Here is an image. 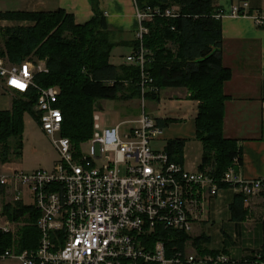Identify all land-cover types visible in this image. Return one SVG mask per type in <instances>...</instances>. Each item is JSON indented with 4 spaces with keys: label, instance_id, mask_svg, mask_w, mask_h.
I'll use <instances>...</instances> for the list:
<instances>
[{
    "label": "built area",
    "instance_id": "2783aa9c",
    "mask_svg": "<svg viewBox=\"0 0 264 264\" xmlns=\"http://www.w3.org/2000/svg\"><path fill=\"white\" fill-rule=\"evenodd\" d=\"M134 3L140 44L126 59L139 66L144 93L153 82L146 68L150 54L144 45L149 32L146 23L157 16H178L179 8L163 11L160 7H141L137 0ZM231 13L244 15L238 6ZM222 16L220 11L217 17ZM254 19L257 25H264V12ZM47 72L46 59H26L16 64L0 56L3 87L21 93L30 89L37 92L38 120L59 155L51 170L24 171L12 161H0V233L11 236L10 246L0 252V258H16L20 264L231 262L223 252L200 253L193 239H188L183 248H168L163 238L150 240L158 231L191 236L195 223L206 219L209 200L222 189L211 169L188 170L182 162L172 160L167 146H154L164 127L145 106L138 118L102 131L96 122L99 115L94 114L92 137L79 145L74 143L62 133L64 114L58 105L61 89L35 81L38 73ZM124 124L132 125L123 130ZM241 167L236 157L220 181L244 194L248 201L264 193V177L248 179ZM33 215L34 221L23 224V217L26 222ZM30 224L39 230L38 245L22 249L21 227ZM258 263L264 264L260 256L248 262Z\"/></svg>",
    "mask_w": 264,
    "mask_h": 264
},
{
    "label": "trees",
    "instance_id": "16d2710c",
    "mask_svg": "<svg viewBox=\"0 0 264 264\" xmlns=\"http://www.w3.org/2000/svg\"><path fill=\"white\" fill-rule=\"evenodd\" d=\"M137 2L141 7H160L163 11L172 6L179 8L178 16H157L146 23L149 32L144 36V45L150 52L146 68L153 82L144 93L139 66L126 58L120 64L111 59L113 49L127 43L117 40L116 33L110 30L100 0H92L94 15L84 24L76 23L74 15L64 9L0 11V22L29 23L0 28V40H4L0 56L6 55L16 64L31 56L47 59L49 72L38 73L35 81L44 87L55 85L61 89L58 105L64 114L62 133L76 144L92 137L95 107H101L98 101L157 99L163 88H187L190 97L199 102L196 136L203 144L200 168H210L219 186L228 188L229 185L220 179L236 157L242 164V155L237 141L224 136L225 103L229 98L224 93V85L232 78V70L223 63L222 22L217 17L220 10L214 6L213 0ZM139 44L137 39L131 43L134 51ZM36 103L37 92L30 89L12 97L11 109L0 111V160L5 162L21 155L24 115L30 112L38 119ZM157 120L162 127L168 122L166 119ZM184 148L185 140L174 139L168 141L166 150L172 160L181 163ZM246 200L242 193L234 195L229 207L232 221H245ZM31 220H35V215ZM256 230L260 249L255 258L260 256L264 261V220ZM39 236L35 225L24 226L21 230L22 249L36 248ZM173 236L180 238L167 239ZM225 237L228 243L231 235L227 231ZM161 238L165 239L168 248H183L188 239H193L187 234L158 231L150 240L155 242ZM202 240H205L204 235L193 239L200 253L222 251L201 248ZM10 244L11 236L0 233V252Z\"/></svg>",
    "mask_w": 264,
    "mask_h": 264
},
{
    "label": "crops",
    "instance_id": "0c3cea01",
    "mask_svg": "<svg viewBox=\"0 0 264 264\" xmlns=\"http://www.w3.org/2000/svg\"><path fill=\"white\" fill-rule=\"evenodd\" d=\"M213 3L223 13L220 17L223 63L232 70V78L224 85V93L229 96L225 103L224 136L237 141L242 155L241 172L244 177L248 179L264 177V25H257L254 19L255 15L264 12V0H213ZM245 3L248 5L245 6ZM235 6H238L244 15H233L231 12ZM100 8L107 17L110 30L116 33L117 40L127 43L119 46L130 47L126 57L132 54L134 48L131 43L137 39L139 28L134 0H100ZM58 9L73 14L78 24L88 22L94 15L92 0H0V11ZM14 22L16 21L2 20L1 24L4 26V23ZM16 23L25 25L26 22ZM125 58H122L123 61ZM0 83L2 90L0 111L9 110L12 107V97L7 94V89L3 87L1 81ZM198 105L199 102L190 97L187 88H163L158 98L152 100L154 116L149 114L156 120H168L161 136L162 139L167 140L165 146L170 140H185L182 163L191 171L200 167L203 157V144L196 136ZM195 144H199L200 154L193 149L192 145ZM229 189L233 191V196L225 200L227 197L225 192ZM236 193L230 187L222 188L217 197L209 200V206L217 202L219 205H224L226 202L229 214L226 218H221L224 247L233 252L231 262L248 264L249 261L256 260L257 250L260 249L256 229L260 227L262 221L255 223L254 230L257 236L252 237L253 230L251 232L246 230L248 221L231 220L229 207ZM254 200L263 202L264 194ZM207 211L206 219L201 221L203 223L211 221V211L210 209ZM225 231L231 235L228 243L225 241ZM202 235L204 234L199 236ZM204 237L208 239V236L204 235Z\"/></svg>",
    "mask_w": 264,
    "mask_h": 264
},
{
    "label": "rangeland",
    "instance_id": "374dc122",
    "mask_svg": "<svg viewBox=\"0 0 264 264\" xmlns=\"http://www.w3.org/2000/svg\"><path fill=\"white\" fill-rule=\"evenodd\" d=\"M17 22V21H16ZM4 23L2 26L0 22V28L5 29L7 27H12L15 25H19L18 23ZM24 25V24H23ZM25 25H29L28 22ZM0 46L4 47V40H0ZM130 50V47H121L116 46L111 55V59L113 62L120 63L123 61L122 58L126 57V53ZM125 56V57H124ZM7 58V56H4ZM27 59H37L33 56ZM38 60V59H37ZM47 60V59H46ZM1 85V83H0ZM1 88V86H0ZM5 88V87H4ZM7 94L11 97H15L19 92L15 89H7ZM2 91V90H0ZM2 92H0L1 94ZM152 100L151 98L144 99L143 98H134L131 100H112V99H104L98 101L101 105L99 108L98 106L95 107L94 114L99 115V119L96 122L100 125V131H102L105 127H113L122 122H129L130 120L135 119L138 117L143 109V106L146 107V111L154 116L152 113ZM132 124H124L123 130L127 129ZM22 148H21V155L20 156H13L11 160L14 166L21 168L24 171H34L37 169H46L51 170L54 167L55 161L58 160L59 155L53 146L51 138L44 132L42 126L33 114L30 112H26L24 115V131L22 136ZM87 141V140H85ZM13 142L15 145V138H13ZM167 140L160 138L159 140L153 143L156 147H163L165 146ZM81 143V142H80ZM78 143V145L80 144ZM193 149L196 150L197 154H200L201 151L199 149V144L192 145ZM1 149V145H0ZM198 158L199 155H198ZM2 161V160H0ZM123 168V167H122ZM262 193L261 195H263ZM227 196L225 200H229L233 196V191L228 190L225 192ZM259 195L258 197H260ZM253 198L246 201V209H247V216L245 218L248 225L246 226L247 231H252V237L255 236L254 225L256 222H260L264 220V201L263 202H256ZM210 207V208H209ZM207 209L211 211V221L210 222H197L193 227V231L191 232L192 238H196L197 236L201 235L202 233L205 236H208V239L202 241L201 248H208L211 250H222L223 252L224 244H223V234L221 233V224L222 219L226 218L229 214L228 208L226 206V202L224 205L215 203V205H210L208 203ZM215 215V216H214ZM249 217V218H248ZM222 218V219H221ZM253 218V219H252ZM23 224L31 223L32 220L28 219L24 222V217L22 218ZM21 220V221H22ZM24 227V226H23ZM23 227H21L23 229ZM248 233V232H247ZM188 249L193 251L194 248L191 244H188ZM228 253L227 255L232 258L233 252L225 249V252ZM255 254V253H254ZM0 264H20L19 260L16 258H0ZM229 264H237L236 261L230 262Z\"/></svg>",
    "mask_w": 264,
    "mask_h": 264
}]
</instances>
